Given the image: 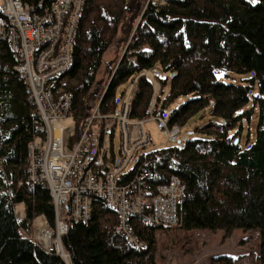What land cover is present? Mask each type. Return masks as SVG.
Segmentation results:
<instances>
[{
  "label": "trees",
  "instance_id": "16d2710c",
  "mask_svg": "<svg viewBox=\"0 0 264 264\" xmlns=\"http://www.w3.org/2000/svg\"><path fill=\"white\" fill-rule=\"evenodd\" d=\"M23 1L37 6L40 0ZM251 18L255 25L247 28ZM217 33L222 44H217ZM111 48L120 55L102 95L96 76ZM157 63L170 79L166 98L156 100L155 116L168 111L169 124L183 128L210 107V115L224 123L209 121L197 129L204 139L140 155L139 165L154 175L150 189L171 177L184 187L174 225L151 227L132 219L145 243L137 250L115 233L116 214L96 200L87 223L68 222L62 238L66 262L27 237L37 216L53 226L54 211L48 191L28 179V146L38 113L13 69L16 61L10 50L0 44V264H157L161 237L172 247H183L193 243L195 230H220L230 238L237 229L257 232L256 248L244 257L249 264H264V0H165L162 6L148 0H86L72 67L53 86L73 94L79 129L101 96L100 111H115L117 88ZM216 72L251 76L241 84L223 83L216 80ZM166 82L159 81V95ZM255 89L257 94L251 96ZM152 96L151 84L140 77L130 116L144 119ZM250 101L252 106L245 108ZM175 102L179 104L169 109ZM255 108L254 142L241 148L234 141ZM18 204L24 205L22 221L14 214ZM248 240L239 245L246 246ZM235 262L219 254L208 264Z\"/></svg>",
  "mask_w": 264,
  "mask_h": 264
},
{
  "label": "built area",
  "instance_id": "2783aa9c",
  "mask_svg": "<svg viewBox=\"0 0 264 264\" xmlns=\"http://www.w3.org/2000/svg\"><path fill=\"white\" fill-rule=\"evenodd\" d=\"M85 2L40 0L34 6L23 0H0V44L7 45L16 61L13 69L24 81L25 93L39 117L36 134L28 146V179L48 191L54 211L53 226L43 215L37 216L27 237L46 254L65 261L62 238L67 234L68 222L87 223L94 201H101L116 214L115 233L128 246L141 250L145 243L130 221L140 218L151 227L174 225L184 197V187L176 177L150 189L154 175L139 165L140 155L151 148L144 127L147 120H155L157 128L166 131L168 140H179L180 128L170 125L168 116L154 114L160 87L153 72L162 71L158 63L126 85L119 112L118 107L113 112H101V96L79 129L73 115V94L54 90L53 84L72 67ZM148 3L162 6L165 0ZM140 77L153 88L144 119L130 116ZM105 91L106 87L102 95ZM117 133L118 153L113 146ZM16 206L14 214L22 221L24 209Z\"/></svg>",
  "mask_w": 264,
  "mask_h": 264
},
{
  "label": "rangeland",
  "instance_id": "374dc122",
  "mask_svg": "<svg viewBox=\"0 0 264 264\" xmlns=\"http://www.w3.org/2000/svg\"><path fill=\"white\" fill-rule=\"evenodd\" d=\"M246 21H248V23L246 24L247 28H252L255 25L254 18L248 19ZM215 35L217 36V44H222L223 42L221 34L217 33ZM243 41L244 43L250 42L248 40ZM119 55L120 52L116 53L113 48L109 49L103 55L102 65L96 76V83L99 84L98 89H105L109 78V71L116 64V59ZM153 74L157 76L158 81H167L163 86L162 94L159 95L158 93L157 95V98L160 97V99L163 100L166 98L169 91V73L155 70ZM215 76L216 80L219 82L241 84L242 80L244 78L250 77L251 74L237 75L234 73L216 72ZM125 87L126 85H121L116 90L115 99L118 107V112L121 109V95L126 89ZM256 94V89L251 92V96ZM177 104H179V102L173 103L169 107V109L175 107ZM251 106L252 102L250 101L245 108H250ZM167 116L168 111L163 114L164 118H166ZM257 120L258 109L255 108L250 120L243 121L242 123V130L238 138L241 148H248L254 142ZM209 121H215L220 124L224 123L222 120L210 115L209 107L193 117L185 127L180 128L178 143L177 141L168 140L166 131L159 130L157 128V123L155 120H147L144 127L146 132H148L150 136L151 148L146 152L156 151L169 147H179L188 140L204 139V136L196 130L207 125ZM237 130L238 128L235 129L232 133L236 132ZM113 146L114 150L118 153V150L120 148V139L118 133L113 140ZM16 208L24 209V205L20 204V206L18 205L16 206ZM193 233V243L191 245H184L183 247H172L168 239L161 237V247H159V252L156 256L157 264H208V261L212 256H217L219 254H225L233 257L236 260L235 264H249L244 255L249 253L251 249H255L258 243L257 232H243V230L241 229L235 230L230 238H224L223 232L220 230L214 232L209 230H195ZM246 238L249 239L246 246H240L239 242Z\"/></svg>",
  "mask_w": 264,
  "mask_h": 264
},
{
  "label": "water",
  "instance_id": "95a60500",
  "mask_svg": "<svg viewBox=\"0 0 264 264\" xmlns=\"http://www.w3.org/2000/svg\"><path fill=\"white\" fill-rule=\"evenodd\" d=\"M234 144L237 145V144H238V140H235V141H234ZM66 262H67V261H66Z\"/></svg>",
  "mask_w": 264,
  "mask_h": 264
}]
</instances>
